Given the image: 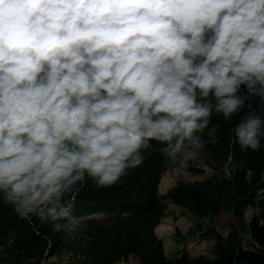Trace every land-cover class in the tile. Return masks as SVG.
<instances>
[{
    "label": "clouds",
    "instance_id": "clouds-1",
    "mask_svg": "<svg viewBox=\"0 0 264 264\" xmlns=\"http://www.w3.org/2000/svg\"><path fill=\"white\" fill-rule=\"evenodd\" d=\"M253 100L242 151L264 137V0H0V192L19 218L77 230L86 176L116 183L152 142L192 156L212 113Z\"/></svg>",
    "mask_w": 264,
    "mask_h": 264
},
{
    "label": "trees",
    "instance_id": "trees-1",
    "mask_svg": "<svg viewBox=\"0 0 264 264\" xmlns=\"http://www.w3.org/2000/svg\"><path fill=\"white\" fill-rule=\"evenodd\" d=\"M206 99L215 104L211 94ZM246 111H258L256 100L230 120L212 113L208 127L200 133L201 147L197 150L209 149L215 156H229L242 165L232 179L234 214L241 230L234 214L220 202L198 186H182L205 173L191 156H178L165 164L161 145L152 142L142 149L140 165L126 170L116 183L98 187L86 176L83 185L73 186L68 194L72 216L99 224L89 249V264H104L106 258L113 264H264V137H259L257 150L242 151L232 142L231 130ZM212 128L215 144L209 142ZM218 190L221 194L223 184ZM177 218L190 219L198 232L196 243L185 241L187 252L180 257L179 241L186 237V228L179 224L171 227ZM106 223L117 226L112 236H106ZM242 230H247L253 250L243 249ZM64 231H53L50 223H41L35 214L19 218L0 206V264H55L49 260L63 246Z\"/></svg>",
    "mask_w": 264,
    "mask_h": 264
},
{
    "label": "rangeland",
    "instance_id": "rangeland-1",
    "mask_svg": "<svg viewBox=\"0 0 264 264\" xmlns=\"http://www.w3.org/2000/svg\"><path fill=\"white\" fill-rule=\"evenodd\" d=\"M191 158L192 160L196 161L197 165L202 168L205 173L190 182H183L182 186H198L204 193H206L209 198L220 202L228 212L234 214V207L236 205V192L235 187L232 183V179L235 176L236 171L242 168V165L234 163L232 158L229 156H215L209 149L199 150L196 152V154L192 155ZM262 177L264 178V171ZM176 184L177 182L170 187L173 188L174 186H176ZM220 184H223V190L221 194H219L218 190V186ZM162 192V194H165L166 191L163 190ZM0 206L7 214L14 212V205L12 201L8 200L6 197L3 198V200L0 199ZM234 222L241 230V225L238 222V218L235 214ZM178 224L182 228H184L185 226L187 230L186 231L184 229L186 235L184 240L179 241V244H181V246H179L178 255H182L186 249L185 241L192 244L196 243V240H198V238H196L198 232L194 231V224L190 219L183 220L177 218L171 223V227H174ZM116 228L117 226L113 225L112 223L106 224V234L108 233L109 236H112L116 233ZM97 231L90 227H85L81 224L78 226L77 230L71 232L64 231L62 234L63 246L56 251L55 256L50 259L49 262L55 264H76L74 263L75 260L79 259L80 261H77V264H86L89 257L86 262L83 260L85 255L84 248H88L91 246L94 240L93 236L96 235ZM243 238V244H245L246 247H250L249 240L246 239V235L243 236ZM106 259L107 260L104 264H113L110 263L108 258Z\"/></svg>",
    "mask_w": 264,
    "mask_h": 264
},
{
    "label": "crops",
    "instance_id": "crops-1",
    "mask_svg": "<svg viewBox=\"0 0 264 264\" xmlns=\"http://www.w3.org/2000/svg\"><path fill=\"white\" fill-rule=\"evenodd\" d=\"M1 193V192H0ZM101 223V222H100ZM81 225H83V226H85V227H90V228H92V229H95L96 231H97V229H98V227H99V224H95V223H90V222H84V221H81V223H80ZM106 224H109V223H106ZM113 224V223H112ZM247 231V230H246ZM242 232V234H241V238H242V247H243V249L244 250H253V247H252V243H251V241H250V238H249V236H248V234H247V232ZM63 234V233H62ZM246 235V239H248L249 240V245H250V247H246L245 246V244H243V236H245ZM106 236L108 237L109 235H108V233L106 234ZM94 238V237H93ZM91 246H92V244H91ZM90 246V247H91ZM90 247H88V248H84L85 249V255H84V258H83V260L86 262V260L88 259V257H89V259L87 260V262H86V264H89L90 262H91V260H92V255L90 254V252H89V249H90ZM185 252H187V251H185ZM184 252V253H185ZM183 253V254H184ZM182 254V255H183ZM178 257H180L179 255H178ZM77 261H80L79 259H76L75 260V262L74 263H76L77 264ZM72 263V262H71Z\"/></svg>",
    "mask_w": 264,
    "mask_h": 264
}]
</instances>
